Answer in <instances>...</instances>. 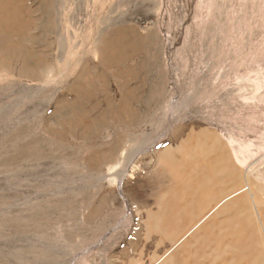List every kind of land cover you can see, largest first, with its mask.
<instances>
[{
    "label": "rangeland",
    "instance_id": "rangeland-1",
    "mask_svg": "<svg viewBox=\"0 0 264 264\" xmlns=\"http://www.w3.org/2000/svg\"><path fill=\"white\" fill-rule=\"evenodd\" d=\"M10 5L12 22L0 19V264H152L170 249L153 247L155 230L167 237L169 219L196 213L193 181L203 193L223 159L241 171L238 186L248 175L264 223V0ZM200 131L219 142L191 143ZM195 146L205 155L190 156ZM248 198L237 230L261 228Z\"/></svg>",
    "mask_w": 264,
    "mask_h": 264
},
{
    "label": "bare ground",
    "instance_id": "bare-ground-1",
    "mask_svg": "<svg viewBox=\"0 0 264 264\" xmlns=\"http://www.w3.org/2000/svg\"><path fill=\"white\" fill-rule=\"evenodd\" d=\"M12 15H13V9H12V6L10 5V0H0V19H3V17H5V22H6L5 24H10V22H12V20L10 21ZM126 94H129L128 90H127ZM123 103L124 104H123L122 109L126 106V101H124ZM155 114L152 113V116L154 117ZM129 119H130L131 122L127 124V128L135 126V119L132 117L131 114H130ZM132 128H134V127H132ZM200 132H202V131H200ZM203 134H204V131L202 132V135H199V136H196L197 134L193 135L190 138L189 141L191 143H194L195 145H197L198 142L199 143L202 142L203 145H204L205 142L206 143H214V144H216V142H219L218 141L219 138L217 137L218 134L216 135L213 132H211V133L208 132V133H205L204 135ZM185 144H187V143H185ZM221 146H223V145H221ZM201 147H202V145H201ZM205 149L206 148H204V149L201 148L199 150V147L195 146V150H193V152H192V150H188L189 151L188 154H190V156H192L193 153L196 152V153H200V157H201L202 155H205L204 154ZM210 150H212V148ZM206 151H208V150H206ZM178 152L184 153V151H180V150ZM178 152H176V154ZM180 153H179V155H180ZM209 153L211 154V152H209ZM183 155H185V154H183ZM163 156H164V158H166L168 156L171 157V152L166 150L165 153H163ZM172 156H173V154H172ZM197 156L199 157V154ZM210 156H212V155H210ZM214 156H215V154H214ZM217 156H215V157H217ZM227 156H228V154H227ZM222 158H223V156H222ZM202 159H204V158H202ZM163 160H165V159H163ZM169 160H167V161H169ZM192 160H193V157H192ZM164 162H166V161H164ZM162 164H163V166L165 165V167H166L165 163H162ZM199 164H201V162ZM198 166L199 165L198 164L196 165V162H195V164H193V166H191V167H193V169L195 168V170H196V167H198ZM233 166L230 163H228L225 159H223V167L221 168L222 169L221 175H216L214 177V173L211 174L210 177H209V180L205 181V182H207V183L204 184L206 190L203 193H200V188H199L200 185H198V183H196V182L194 183V181H193V186L195 187L194 188L195 190H193V191L196 192V194L194 196V198H195L194 206H195L196 213L195 212H194L195 214L191 213L193 217L192 216H189V217L187 216L188 219H186V215H183V216H185L184 217L185 219H182V220L181 219L177 220V218H175V222H173L174 218H173V220L169 219L168 221H171V222H169L168 225H170V228L172 229V231H170V233L168 234L167 237H164V235H163L164 233H161V236H160V233H158L157 230L154 229L155 230L154 233L159 238L157 240L155 239V241L153 243V247L157 249L159 247H163L164 248L167 245V246H170V249L160 259H156V255L153 254V257L151 258L152 264H159V263L160 264H264V249L260 246V244L256 240V234L260 233L262 230H263L262 234H264V223L260 219L261 215H260L259 211L256 210L257 209L256 205H258V204H256V198L254 197L253 192H252V184H251V182L248 179V175L245 174L246 175L244 177L245 182H246L245 185L238 186L237 181L238 180L242 181L243 177H242L241 171L240 170H236L237 168H235ZM161 167L162 166H160L159 168H161ZM168 167H171V166L168 165ZM132 169H133V167H132ZM161 169L163 170V168H161ZM174 170H176V169H174ZM192 172H193V170H192ZM196 172H197V170H196ZM181 173H183V172L181 171ZM193 173H195V172H193ZM191 174L192 173H190V175ZM193 175L195 176V174H193ZM197 176H199V174ZM263 178H264V175H260V177H258V180L264 182ZM198 179H200V178H198ZM173 182H175V181H173ZM144 183H146V182H144ZM182 183H183V181H182ZM179 186H178V188H179ZM204 186H202V187L204 188ZM188 188H190V187H188ZM203 188H201V189H203ZM172 190H174V189H172ZM187 190L188 189H185V190H183V192L187 191ZM162 191H163V189H162ZM168 191H169V189H168ZM177 192L179 193V190ZM191 192H192V190H191ZM160 193H159V195H160ZM165 193H167V192H165ZM169 193H171V192L169 191ZM241 193L245 194L242 198L241 197L240 198H236L235 197L236 195H239ZM137 195H140V194H137ZM165 195L167 196V194H165ZM165 195L163 193V198L160 197V199L161 200L164 199ZM201 195H203V196H201ZM246 196L249 197L248 199H251V201L247 202V204H249V209L254 210L255 216L261 220V223H259L260 221L258 223L260 224L259 226H261L262 229L260 227H258L256 229H252L251 228V230L249 231V230H247V228L244 225L241 226V228L239 230L236 229V226L240 223V220H241L240 224L241 225L244 224V222L242 221L243 218L240 215L238 216V212L237 211H241V209H245V208L248 209L243 203V198L246 197ZM172 197L175 200L174 194H173ZM185 197H184V199H185ZM233 197H235L236 200H234V201L231 200V199H234ZM156 199H157V201H160V199H158V198H156ZM181 199H182V197H181ZM190 200H192V197H191ZM163 201L166 202L165 200H163ZM160 202H162V201H160ZM160 202H158V203L161 204ZM154 203H157V202H154ZM251 203H252L253 206L251 205ZM185 204H187V203H185ZM164 205H165V203H164ZM170 205H173V204H170ZM170 205H168V206L170 207ZM175 205H177V203ZM179 205H180V203H179ZM159 207H160V205H159ZM155 208L158 209V207H155ZM184 208L185 207L183 206L182 209H184ZM163 209H165V208H163ZM189 209H190V212H191V208L190 207H189ZM185 210H187V209H185ZM230 210H236L234 221H230L229 222L228 220H223L222 217H223L224 213L227 214V212H229ZM172 211H174V210H172ZM177 211L178 212H175V213H180V209L179 210L177 209ZM181 213L185 214L183 212H181ZM144 214H146V212H144ZM148 215L149 216H153V217L156 216V214L151 213V212H149ZM176 215H178V214H176ZM247 215H248V213H247ZM248 217H250V216H248ZM209 218H213V220L211 219V221L209 222L208 221ZM149 219H150V217H149ZM161 220L159 221V223L161 222ZM154 222H155V220H154ZM232 222H235L236 224H235V228L234 229L231 228L232 229L231 230L230 226L233 225ZM245 223H246V220H245ZM154 224H156V223H154ZM157 224H158V222H157ZM156 229H157V227H156ZM160 229H161V226H160ZM144 231H146V230H144ZM193 231L196 234L189 240V242L186 245H183L181 247L180 244L184 241V239H186V237H189L190 233L193 232ZM165 235H167V234H165ZM259 237L262 238V236H259ZM263 238H264V235H263ZM263 242H264V240H263ZM202 244H203V246H202ZM128 247H129V249H127V250L128 251L131 250L133 252V250H134L133 249V244L132 243L129 244ZM188 248H189V250H187ZM131 251H129V252H131ZM213 251H216L218 255H212L211 252H213ZM220 251H222V253H223V254H221L222 256H219ZM107 253H109V252H107ZM141 256H143V252L139 253L138 258L141 257ZM116 258H118V257H116ZM179 258H181V259L183 258V259L180 260ZM198 259H201L202 261L199 262ZM212 259H214V260L212 261Z\"/></svg>",
    "mask_w": 264,
    "mask_h": 264
}]
</instances>
